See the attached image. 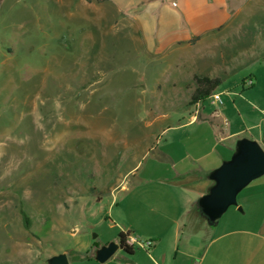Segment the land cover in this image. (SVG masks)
Listing matches in <instances>:
<instances>
[{
  "label": "rangeland",
  "instance_id": "1",
  "mask_svg": "<svg viewBox=\"0 0 264 264\" xmlns=\"http://www.w3.org/2000/svg\"><path fill=\"white\" fill-rule=\"evenodd\" d=\"M81 5L0 0V264H47L115 241L110 213L124 194L111 192L136 181L137 165H157L152 149L175 125V62L146 58L122 18L87 5L81 16ZM249 31L264 57V30ZM136 248L134 259L147 256Z\"/></svg>",
  "mask_w": 264,
  "mask_h": 264
},
{
  "label": "crops",
  "instance_id": "2",
  "mask_svg": "<svg viewBox=\"0 0 264 264\" xmlns=\"http://www.w3.org/2000/svg\"><path fill=\"white\" fill-rule=\"evenodd\" d=\"M81 4V16L87 5L122 18L146 58L175 62V125L161 131L152 149L157 165H137L136 181L111 192L124 194L123 205L110 213L120 233L151 242L145 258L134 259V253L133 264H264V183L238 196L242 213L234 210L214 225L193 212L212 185L210 173L231 158L238 140L251 139L264 148V57L249 34L264 30V0ZM196 75L220 78L218 89L234 81L221 91L224 99L217 90L212 94H219L221 103L211 95L212 107L189 106ZM98 246L89 247L91 255ZM90 261L95 260L78 263Z\"/></svg>",
  "mask_w": 264,
  "mask_h": 264
},
{
  "label": "water",
  "instance_id": "3",
  "mask_svg": "<svg viewBox=\"0 0 264 264\" xmlns=\"http://www.w3.org/2000/svg\"><path fill=\"white\" fill-rule=\"evenodd\" d=\"M264 176V149L251 139L237 141L231 158L212 171L209 179L213 182L207 194L198 201L202 216L209 222H216L230 207H238L237 197L250 183ZM122 250L119 240L100 245L92 250V258L103 264ZM47 264H70L66 253L54 255Z\"/></svg>",
  "mask_w": 264,
  "mask_h": 264
},
{
  "label": "trees",
  "instance_id": "4",
  "mask_svg": "<svg viewBox=\"0 0 264 264\" xmlns=\"http://www.w3.org/2000/svg\"><path fill=\"white\" fill-rule=\"evenodd\" d=\"M89 2L96 1V2H104L106 0H87ZM194 82L196 85V88L194 92L191 94L189 104L190 105H196L199 103H204L209 99V97L215 92V90L221 85L222 80L220 78H209L206 76H194ZM213 185V182H212ZM211 185V186H212ZM193 212L200 214L201 211L198 207V204L196 203L193 207ZM192 211L189 212V216L191 215ZM23 217V222L25 227L29 226V219L28 217L22 212L21 213ZM204 217V216H203ZM204 219L207 221V219L204 217ZM130 236L129 233H123L121 232L118 235L119 243L122 246V251L125 254V256H121L119 258V262L124 264H133L132 257L135 253V249L133 246H129L126 243L127 238ZM67 256L70 262H82L92 259L91 252H85V253H78L75 251H68Z\"/></svg>",
  "mask_w": 264,
  "mask_h": 264
},
{
  "label": "built area",
  "instance_id": "5",
  "mask_svg": "<svg viewBox=\"0 0 264 264\" xmlns=\"http://www.w3.org/2000/svg\"><path fill=\"white\" fill-rule=\"evenodd\" d=\"M212 100L215 102L221 103V98H220L219 94L212 95ZM126 243L129 246H133V247L138 246L139 248H143L145 250L149 249L151 246V242H149V241H138L136 238H134L132 236H129L127 238Z\"/></svg>",
  "mask_w": 264,
  "mask_h": 264
}]
</instances>
